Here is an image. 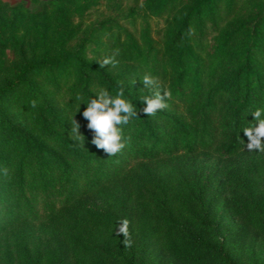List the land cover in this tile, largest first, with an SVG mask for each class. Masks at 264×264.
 Masks as SVG:
<instances>
[{
	"label": "rangeland",
	"instance_id": "rangeland-1",
	"mask_svg": "<svg viewBox=\"0 0 264 264\" xmlns=\"http://www.w3.org/2000/svg\"><path fill=\"white\" fill-rule=\"evenodd\" d=\"M49 1L0 0V87L11 78L13 65L45 59L50 67L32 73L29 81L39 101L43 96L51 102L65 126L62 133L71 140L67 129L78 113L74 97L80 93L86 99L103 87L100 73L147 93L140 80L148 74L128 57L130 49H160L172 12L191 0H65L63 21ZM237 1L231 21L239 25L257 11L254 1ZM21 8L35 21L37 15L47 16L44 46L29 24L9 29V16ZM61 41L64 54L71 55L62 68L55 64ZM107 57L112 62L101 66ZM26 87L0 102V116L46 139L42 124L24 109ZM36 115L50 117L46 110ZM130 168L126 177L79 198L66 211L58 207L49 216L40 200L38 219L0 234V264H224L223 258L184 248L192 236L225 244L231 264H264V152L244 149L234 157L180 153L134 162ZM123 218L129 221L126 246L123 235L113 233L114 223Z\"/></svg>",
	"mask_w": 264,
	"mask_h": 264
},
{
	"label": "trees",
	"instance_id": "trees-1",
	"mask_svg": "<svg viewBox=\"0 0 264 264\" xmlns=\"http://www.w3.org/2000/svg\"><path fill=\"white\" fill-rule=\"evenodd\" d=\"M251 1L257 12L248 22L236 25L231 19L238 10L237 0H191L189 6L172 12L160 49L150 46L143 52L131 47L128 57L171 94L168 107L153 116L143 113L139 101L149 91L137 93L119 79L99 74L104 88L123 89L137 107L135 120L123 126L125 148L112 156L89 143L93 133L80 113L74 119L81 125L85 148L74 145L62 133L65 126L53 114L51 102L43 96L39 101L29 78L39 69L50 67L45 59L13 65L11 78L0 87V102L27 86L29 94L21 95L26 114L36 117L47 135L39 139L24 127L12 125L10 117L0 116V234L24 220L38 219L40 200L49 216L58 207L66 211L79 198L126 177L134 162L198 152L234 157L243 151L240 139L246 141V137L239 131L253 119L251 111L264 107V0ZM65 6V0L48 3L62 21ZM21 9L9 16V29L29 24L44 46L47 16L37 15L35 21L29 11ZM62 43L55 49V64L61 68L71 60V55L64 54ZM43 110L50 113L48 119L36 115ZM201 224L211 227L206 220ZM192 238L184 248L195 254L202 251L218 256L224 264H231L225 256V244L213 245L200 236ZM89 264L101 263L90 260Z\"/></svg>",
	"mask_w": 264,
	"mask_h": 264
},
{
	"label": "clouds",
	"instance_id": "clouds-1",
	"mask_svg": "<svg viewBox=\"0 0 264 264\" xmlns=\"http://www.w3.org/2000/svg\"><path fill=\"white\" fill-rule=\"evenodd\" d=\"M112 62L111 57L104 58L102 65H109ZM144 88L150 94L142 95L139 101L142 102V111L147 116L155 115L159 110L168 107L170 92L164 88L161 89L156 78L150 75H144L140 80ZM35 106L36 101H33ZM78 113L87 121L86 127L93 135L89 141L97 149H103L110 156L122 151L127 143V137L124 135V128L131 120L137 117L136 105L134 101L125 95L123 89L110 91L101 87L94 91L86 100L77 93L74 97ZM84 105L81 112V106ZM251 121H247V126L240 129L243 131L246 141H243L245 150L258 153L264 152V107H256L250 112ZM81 125L74 121L71 127L67 129V137H69L74 145L84 147L85 136L80 131ZM85 148V147H84ZM129 221L126 218L118 219L113 225V233L122 234L123 244L126 246L129 241L128 237Z\"/></svg>",
	"mask_w": 264,
	"mask_h": 264
}]
</instances>
